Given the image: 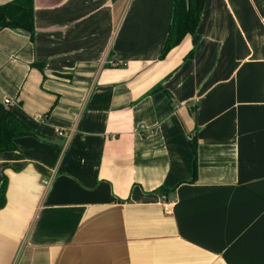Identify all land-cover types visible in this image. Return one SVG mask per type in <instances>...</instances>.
I'll list each match as a JSON object with an SVG mask.
<instances>
[{
	"label": "crops",
	"instance_id": "0c3cea01",
	"mask_svg": "<svg viewBox=\"0 0 264 264\" xmlns=\"http://www.w3.org/2000/svg\"><path fill=\"white\" fill-rule=\"evenodd\" d=\"M172 3L0 29V102L39 134L0 151V264H264V0H205L160 58Z\"/></svg>",
	"mask_w": 264,
	"mask_h": 264
},
{
	"label": "trees",
	"instance_id": "16d2710c",
	"mask_svg": "<svg viewBox=\"0 0 264 264\" xmlns=\"http://www.w3.org/2000/svg\"><path fill=\"white\" fill-rule=\"evenodd\" d=\"M205 0H173L172 20L161 49L160 58H164L170 49L182 39L195 31ZM19 29L34 32V0H10L0 4V29ZM191 56V52L187 54ZM39 136L37 131L29 128L12 111L8 104L0 102V151L16 148L14 140L21 136ZM196 161L193 162V177L196 175ZM7 179L0 184V208L6 202Z\"/></svg>",
	"mask_w": 264,
	"mask_h": 264
},
{
	"label": "built area",
	"instance_id": "2783aa9c",
	"mask_svg": "<svg viewBox=\"0 0 264 264\" xmlns=\"http://www.w3.org/2000/svg\"><path fill=\"white\" fill-rule=\"evenodd\" d=\"M9 101L5 100V103H8ZM64 132H62V130H57V134L58 135H62Z\"/></svg>",
	"mask_w": 264,
	"mask_h": 264
}]
</instances>
